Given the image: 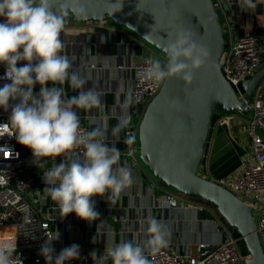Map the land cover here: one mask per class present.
Instances as JSON below:
<instances>
[{
    "label": "clouds",
    "instance_id": "1",
    "mask_svg": "<svg viewBox=\"0 0 264 264\" xmlns=\"http://www.w3.org/2000/svg\"><path fill=\"white\" fill-rule=\"evenodd\" d=\"M119 11L123 2L116 0L112 7ZM246 7H255L252 0H243ZM114 11V12H116ZM83 18L87 15L81 0H63L60 7L52 10V0H0V64L5 74L0 79L8 80L0 87V108L9 109V102L19 99L11 108L7 123L0 124V137H14L16 141L31 150L34 163L43 168L51 158L53 167L42 175L47 185L43 190L60 210L61 217L75 213L82 220L93 222L99 217L95 210L94 196H107L109 203H115L120 194L133 183L132 172L124 164L119 166L120 151L105 142L107 124L97 125L91 131L81 129L76 109H103L101 93L94 87L85 89L86 79L72 69V63L62 54L64 44L61 34L66 19L70 16ZM103 40V37L101 38ZM209 49L194 38L191 30L179 28L169 34L165 57L152 58L142 73L143 79L160 86L170 78L183 81L187 87L195 79V73L205 67L210 59ZM24 61L18 67V62ZM65 82L78 91L68 97L63 87ZM52 86H49V85ZM36 85L39 90L36 91ZM131 94L120 104L121 114L111 129L113 136L129 126L128 108ZM106 121V118H104ZM134 137L126 138L131 143ZM83 149L79 155L68 161L56 163L57 157L75 155L74 150ZM4 158L11 156L7 147L0 148ZM115 166V167H114ZM0 182H4L0 179ZM23 219L25 217L23 216ZM148 239L143 243L122 241L108 250L111 264H151L146 251L155 255L169 244L167 229L156 220L148 221ZM59 238L47 237L40 254L47 264H66L78 259L80 246L73 244L55 255L52 242ZM16 254V237H0V264H22L13 258ZM94 264L102 259L97 253H90Z\"/></svg>",
    "mask_w": 264,
    "mask_h": 264
},
{
    "label": "crops",
    "instance_id": "2",
    "mask_svg": "<svg viewBox=\"0 0 264 264\" xmlns=\"http://www.w3.org/2000/svg\"><path fill=\"white\" fill-rule=\"evenodd\" d=\"M252 3L255 7H246L243 0H221L218 5L220 21L225 40L229 39L230 31L238 35L255 36L264 56V0H252ZM61 39L64 44L62 54L69 58L73 66L70 71H76L86 79L85 89L94 87L101 93L103 109H76L80 121L86 125L87 131L97 125L107 124L104 142L109 147L119 149V166L127 164L132 172L133 183L115 203L108 202L110 193H105L103 197H92L99 217L90 223L78 218L75 213L61 217L58 205L43 191L47 185L42 175L53 167L54 161L46 163L43 168L39 167L35 173L36 190L33 195L38 200L37 206L43 217L51 219L53 228L59 233L58 239L83 242L87 246L88 261H93L90 255L93 251L97 253V258L102 256L100 261H104L108 250L122 241L143 244L149 235L148 221L155 218L169 233V247L179 252L194 250L195 245L202 241H223L228 233L239 240L242 251H247L238 231L226 222L215 207L180 193L172 205L164 203L166 193L175 191L165 189L142 161L140 165L129 154L133 141L139 143V131L136 130L138 118L131 127L135 110L132 104L128 108L129 126L119 136L111 134L121 114L120 104L129 93L132 94L134 88L132 67L159 56L158 51L134 32L112 21L66 23ZM24 63L18 62V67ZM55 86L63 87L68 97L77 95L79 91H74L68 82ZM39 87L36 85V91ZM129 136L134 139L126 143ZM20 148L24 151L28 149L22 145ZM250 152L251 140L246 131L244 115L217 114L211 124L199 173L208 179L236 175L241 172L243 160ZM75 158L71 156L67 160ZM60 162L56 161L57 164Z\"/></svg>",
    "mask_w": 264,
    "mask_h": 264
},
{
    "label": "water",
    "instance_id": "3",
    "mask_svg": "<svg viewBox=\"0 0 264 264\" xmlns=\"http://www.w3.org/2000/svg\"><path fill=\"white\" fill-rule=\"evenodd\" d=\"M63 0H52L56 11ZM81 0L87 15H70L66 23L107 22L129 29L165 55L169 34L191 30L197 42L211 56L195 73L189 86L175 77L147 106L139 126V155L148 171L160 183L191 199L215 205L226 222L243 239L250 257L246 264H264V249L257 231L253 208L233 192L199 173L214 113L249 115L256 89L264 78V64L243 83L241 98L221 68L225 35L213 0ZM116 11V12H114ZM142 105L133 112L131 127Z\"/></svg>",
    "mask_w": 264,
    "mask_h": 264
},
{
    "label": "built area",
    "instance_id": "4",
    "mask_svg": "<svg viewBox=\"0 0 264 264\" xmlns=\"http://www.w3.org/2000/svg\"><path fill=\"white\" fill-rule=\"evenodd\" d=\"M213 1L218 8L221 0ZM0 22H4L3 17H0ZM158 53L159 57L164 59L165 55L159 51ZM147 61H142L132 67L134 88L131 94V104L134 107L139 103L142 105L137 121V131H139L147 106L165 84L155 86L152 82L143 79L142 73L148 67ZM263 64L262 51L255 36L229 32V39L225 40L221 68L241 98H244L246 93L243 83L253 77ZM5 71V66L0 65V77L4 76ZM6 83L11 82L0 79V87ZM17 103L19 99L10 100L8 111L0 108V124L8 122L11 108ZM248 109L249 115L244 116V119L246 131L251 140V152L244 158L241 172L230 177L211 180L224 186L253 208L257 231L264 249V78L259 83ZM81 129L87 131L86 125L82 122ZM138 146L139 143L133 141L129 154L141 165L139 154H136L139 152ZM3 147L11 150V156L5 159L4 153H0V179L4 181L0 182V237H16V254H13V258L19 257L22 264H47L40 250L47 237H54L56 231L51 219L43 217L37 206L38 200L33 195L36 190L35 173L39 167L34 163L31 150L21 149L14 137L7 135L0 137V148ZM74 152L75 155L57 157L56 161L82 155L83 149H76ZM45 159L48 163L52 162L51 158ZM162 186L167 188L163 184ZM178 197V193L169 191L164 197V203L172 205ZM73 244L80 246V256L78 259L67 261L66 264H94V261L87 260V246L83 242L72 243L57 239L52 242L51 246L54 248L55 255H59L62 249ZM146 255L151 264H246L249 258L241 250L239 240L230 233L223 241L199 242L194 250L179 252L168 245L155 255L150 253ZM98 264H111V258L106 255V259L99 261Z\"/></svg>",
    "mask_w": 264,
    "mask_h": 264
},
{
    "label": "trees",
    "instance_id": "5",
    "mask_svg": "<svg viewBox=\"0 0 264 264\" xmlns=\"http://www.w3.org/2000/svg\"><path fill=\"white\" fill-rule=\"evenodd\" d=\"M262 58H263V61H264V56L262 55ZM217 114H219V113H214V115H213V119H212V122H213V120L215 119V116L217 115ZM164 185V184H163ZM166 186V185H165ZM167 187V186H166ZM167 188H169V187H167ZM195 200H197V199H195ZM197 201H200V202H203V203H206V204H208V205H210V206H213V207H215L216 209H217V207L215 206V205H212V204H210V203H207V202H204V201H202V200H197ZM241 237V236H240ZM242 239V238H241ZM242 241H243V239H242ZM244 242V241H243ZM247 250V249H246ZM246 252V251H245ZM244 251H243V253H245ZM247 253H248V251H247ZM246 253V254H247Z\"/></svg>",
    "mask_w": 264,
    "mask_h": 264
},
{
    "label": "rangeland",
    "instance_id": "6",
    "mask_svg": "<svg viewBox=\"0 0 264 264\" xmlns=\"http://www.w3.org/2000/svg\"><path fill=\"white\" fill-rule=\"evenodd\" d=\"M156 57H159V56H156ZM155 57V58H156ZM160 58V57H159ZM138 149H139V146H138ZM136 154L138 155L139 154V152H136ZM139 157H140V155H139ZM155 179H157V178H155ZM157 181H159L158 179H157ZM172 191H175V192H177L176 190H174V189H172V188H170ZM178 193V192H177ZM240 245V244H239ZM241 248V247H240ZM242 250V249H241ZM247 253V251L245 252V254ZM246 255H248L249 257H250V255H249V252L246 254Z\"/></svg>",
    "mask_w": 264,
    "mask_h": 264
}]
</instances>
